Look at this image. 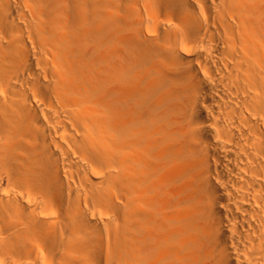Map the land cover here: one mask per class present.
<instances>
[{"label": "bare ground", "instance_id": "1", "mask_svg": "<svg viewBox=\"0 0 264 264\" xmlns=\"http://www.w3.org/2000/svg\"><path fill=\"white\" fill-rule=\"evenodd\" d=\"M0 264H264V0H0Z\"/></svg>", "mask_w": 264, "mask_h": 264}]
</instances>
